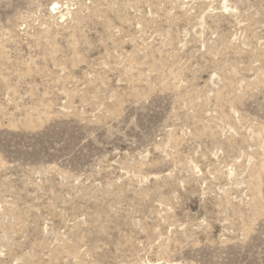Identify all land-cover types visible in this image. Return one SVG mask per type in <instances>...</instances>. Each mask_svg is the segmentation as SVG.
I'll use <instances>...</instances> for the list:
<instances>
[{
	"label": "rangeland",
	"instance_id": "obj_1",
	"mask_svg": "<svg viewBox=\"0 0 264 264\" xmlns=\"http://www.w3.org/2000/svg\"><path fill=\"white\" fill-rule=\"evenodd\" d=\"M0 264H264V0H0Z\"/></svg>",
	"mask_w": 264,
	"mask_h": 264
}]
</instances>
